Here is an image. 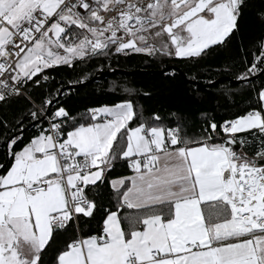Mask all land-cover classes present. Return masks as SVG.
Returning <instances> with one entry per match:
<instances>
[{"label":"snow or ice","instance_id":"1","mask_svg":"<svg viewBox=\"0 0 264 264\" xmlns=\"http://www.w3.org/2000/svg\"><path fill=\"white\" fill-rule=\"evenodd\" d=\"M250 3L0 0V264H264V31L245 43ZM256 16L264 27V6ZM233 40L227 71L247 100L231 119L146 115L139 93L72 110L90 69L134 56L166 79L183 64L199 95L202 62Z\"/></svg>","mask_w":264,"mask_h":264},{"label":"trees","instance_id":"2","mask_svg":"<svg viewBox=\"0 0 264 264\" xmlns=\"http://www.w3.org/2000/svg\"><path fill=\"white\" fill-rule=\"evenodd\" d=\"M264 6L262 0H251L250 7L245 11L241 20V32L245 43L258 37L264 27L260 24L256 12ZM239 41L233 40L226 50L215 52L206 61L202 62L199 75L196 76L195 91H190L193 83L184 81L182 74L189 80L196 75L189 72L183 64L173 61L168 66H175L178 70L166 71L169 75L175 70V79H166L162 73L142 72L138 74H110L99 80H95L80 89V95L71 101L74 112L83 110V106H99L112 101H119L126 95L137 96L138 103L142 104L146 110V115L158 112L163 117H168L170 113L177 112L186 117L190 125L197 127L201 122V113H210L217 121L233 118V114L245 107L247 93L241 95V91L246 87L240 83H233V79L227 71L232 65L230 61L238 55ZM167 66V67H168ZM121 69L125 71H149L160 70L155 65H149L139 57L131 59H120L113 61L109 66L104 62L103 66H96V70L90 69V77L98 71H112ZM59 78V77H57ZM219 80L214 85H209L210 81ZM257 85L259 81H256ZM125 89L131 90L126 92ZM227 89L233 92L227 93ZM149 93L144 96L143 93Z\"/></svg>","mask_w":264,"mask_h":264},{"label":"water","instance_id":"3","mask_svg":"<svg viewBox=\"0 0 264 264\" xmlns=\"http://www.w3.org/2000/svg\"><path fill=\"white\" fill-rule=\"evenodd\" d=\"M172 69H176L178 70L175 66H168V67H165L164 68V72L166 71H169V70H172ZM142 72H150V73H161V70H149V71H142V70H137V71H125V70H121V69H114L112 71H109V70H106V71H98L97 73H95V75L93 77H91L90 79V82H88L87 84L95 81V80H99L107 75H110V74H117V73H122V74H138V73H142ZM182 77L184 79L185 82L187 83H193L192 80H189L187 79L183 74H182ZM223 78H220V79H217L216 81L214 82H218L219 80H222ZM231 82L233 83H240L238 81H236L235 79H230ZM211 85V84H209Z\"/></svg>","mask_w":264,"mask_h":264}]
</instances>
